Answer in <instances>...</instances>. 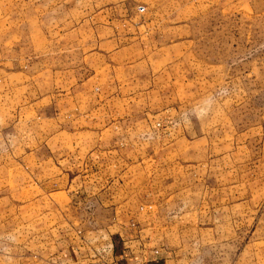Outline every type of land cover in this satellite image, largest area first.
I'll return each instance as SVG.
<instances>
[{
	"label": "rangeland",
	"instance_id": "rangeland-1",
	"mask_svg": "<svg viewBox=\"0 0 264 264\" xmlns=\"http://www.w3.org/2000/svg\"><path fill=\"white\" fill-rule=\"evenodd\" d=\"M92 13H107L103 26L113 27L138 13L139 24L168 26L165 41L179 42L164 62L151 52L141 65L107 58L103 94L124 97L126 127L148 115L157 123L149 136L124 138L153 141L127 148L152 157L141 165L166 187L159 198L183 192L194 215L178 230L186 261L264 264V0H0V160L16 146L28 105L40 112L52 93L62 97L69 71L77 83L94 73L83 33L98 25ZM19 180L16 171L0 174V264H38L41 211L36 192L21 194Z\"/></svg>",
	"mask_w": 264,
	"mask_h": 264
},
{
	"label": "crops",
	"instance_id": "crops-1",
	"mask_svg": "<svg viewBox=\"0 0 264 264\" xmlns=\"http://www.w3.org/2000/svg\"><path fill=\"white\" fill-rule=\"evenodd\" d=\"M103 14L92 13L98 25L83 27L91 51L85 64L94 73L77 83L69 71L68 91L62 97L52 93L50 108L38 112V106H27L31 116L16 130V146L0 160V174L19 172L21 194L28 188L36 192L42 217L38 264H185L187 249L180 248L178 230L194 215H187L183 192L159 198L156 191L166 187L154 185L149 166L141 165L152 157L127 148L153 141L124 138L129 131L149 136L157 123L148 115L126 127L124 97L112 96L116 103L109 105L112 99L103 94L107 58L124 66L131 56L141 65L151 52L154 61L164 62L179 42L165 41L168 26L139 24L138 13H124L117 27L103 26ZM57 72L52 70L53 86L59 85ZM96 83L99 93L93 91ZM77 99H85L81 109ZM175 210L179 214L173 216Z\"/></svg>",
	"mask_w": 264,
	"mask_h": 264
}]
</instances>
